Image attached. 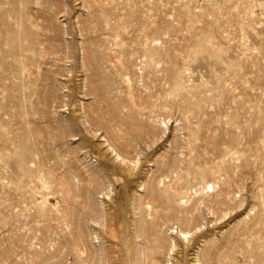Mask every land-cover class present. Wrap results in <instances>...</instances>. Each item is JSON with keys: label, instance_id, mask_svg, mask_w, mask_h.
I'll return each mask as SVG.
<instances>
[{"label": "rangeland", "instance_id": "374dc122", "mask_svg": "<svg viewBox=\"0 0 264 264\" xmlns=\"http://www.w3.org/2000/svg\"><path fill=\"white\" fill-rule=\"evenodd\" d=\"M0 264H264V0H0Z\"/></svg>", "mask_w": 264, "mask_h": 264}, {"label": "bare ground", "instance_id": "6f19581e", "mask_svg": "<svg viewBox=\"0 0 264 264\" xmlns=\"http://www.w3.org/2000/svg\"><path fill=\"white\" fill-rule=\"evenodd\" d=\"M184 234V233H183ZM185 235V234H184ZM188 235V234H187ZM184 238H188V237H186V236H184Z\"/></svg>", "mask_w": 264, "mask_h": 264}]
</instances>
